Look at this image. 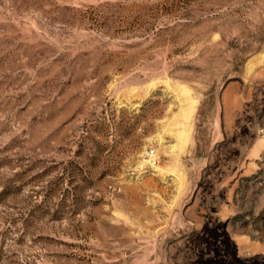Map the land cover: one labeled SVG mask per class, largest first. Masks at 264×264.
Returning a JSON list of instances; mask_svg holds the SVG:
<instances>
[{
    "label": "rangeland",
    "instance_id": "374dc122",
    "mask_svg": "<svg viewBox=\"0 0 264 264\" xmlns=\"http://www.w3.org/2000/svg\"><path fill=\"white\" fill-rule=\"evenodd\" d=\"M0 264H264V0H0Z\"/></svg>",
    "mask_w": 264,
    "mask_h": 264
}]
</instances>
